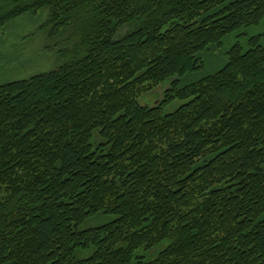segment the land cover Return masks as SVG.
Returning <instances> with one entry per match:
<instances>
[{
	"label": "trees",
	"instance_id": "trees-1",
	"mask_svg": "<svg viewBox=\"0 0 264 264\" xmlns=\"http://www.w3.org/2000/svg\"><path fill=\"white\" fill-rule=\"evenodd\" d=\"M43 10L58 67L0 84V264H264V0H0V29Z\"/></svg>",
	"mask_w": 264,
	"mask_h": 264
},
{
	"label": "rangeland",
	"instance_id": "rangeland-1",
	"mask_svg": "<svg viewBox=\"0 0 264 264\" xmlns=\"http://www.w3.org/2000/svg\"><path fill=\"white\" fill-rule=\"evenodd\" d=\"M47 13V10H43L37 14H25L0 29V84L26 79L34 74L46 73L58 67L59 61L54 50L55 47H46L45 31H41L39 28ZM240 39L241 37H235L232 41ZM211 54L210 57L214 62L218 54L217 52ZM209 62L208 56L206 70L209 67ZM202 74H196V77ZM191 78L193 76L185 78L183 82H189ZM162 90L163 87H158L155 91L144 95L141 102L156 104L161 99ZM182 102L181 100L171 102L165 107V112L174 111Z\"/></svg>",
	"mask_w": 264,
	"mask_h": 264
}]
</instances>
